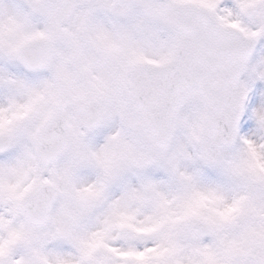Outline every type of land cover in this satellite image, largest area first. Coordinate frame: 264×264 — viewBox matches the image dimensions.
Instances as JSON below:
<instances>
[{"label": "snow or ice", "instance_id": "6c2138e0", "mask_svg": "<svg viewBox=\"0 0 264 264\" xmlns=\"http://www.w3.org/2000/svg\"><path fill=\"white\" fill-rule=\"evenodd\" d=\"M264 0H0V264H264Z\"/></svg>", "mask_w": 264, "mask_h": 264}, {"label": "rangeland", "instance_id": "374dc122", "mask_svg": "<svg viewBox=\"0 0 264 264\" xmlns=\"http://www.w3.org/2000/svg\"><path fill=\"white\" fill-rule=\"evenodd\" d=\"M261 87H264V83L257 82L253 88V91L255 92L258 88H261Z\"/></svg>", "mask_w": 264, "mask_h": 264}]
</instances>
